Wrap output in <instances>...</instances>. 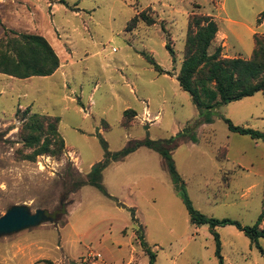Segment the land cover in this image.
I'll return each mask as SVG.
<instances>
[{
	"label": "rangeland",
	"instance_id": "1",
	"mask_svg": "<svg viewBox=\"0 0 264 264\" xmlns=\"http://www.w3.org/2000/svg\"><path fill=\"white\" fill-rule=\"evenodd\" d=\"M262 12L264 0H0V39L7 31L42 36L59 60L46 78L0 74V220L36 216L32 225L0 228V264H147L138 229L155 264H217L212 234L190 222L156 152L141 147L108 164L101 184L111 199L74 183L103 160L101 140L115 154L134 142L175 138L197 120L176 81L191 16L219 26L208 54L220 47L222 58L246 60L253 36L264 38ZM140 14L155 24H134ZM26 109L27 116L59 118V158L24 160L31 153L19 133ZM221 117L264 133V97L214 110L211 124L192 129L195 143L177 139L167 148L196 211L250 226L264 198V142L229 132ZM215 232L224 264H264V254L234 227ZM259 245L264 252V239Z\"/></svg>",
	"mask_w": 264,
	"mask_h": 264
},
{
	"label": "trees",
	"instance_id": "2",
	"mask_svg": "<svg viewBox=\"0 0 264 264\" xmlns=\"http://www.w3.org/2000/svg\"><path fill=\"white\" fill-rule=\"evenodd\" d=\"M64 4V2H62ZM264 17V12L260 18ZM143 20L147 26L154 25L152 19H147L141 14L133 19ZM258 19V21L260 20ZM163 30V29H162ZM217 34V25L209 16H191L188 20L184 41L183 59L176 77V81L183 92H186L197 112V120L186 126L183 133L164 142L145 140L128 144L122 151L110 154L104 141L101 140L105 151L103 160L92 166L86 176V181L74 183V189L85 185L95 188L104 197L111 199L101 184V173L112 161H123L129 154L138 148L145 147L159 154L165 161L168 174L177 187L179 196L189 216L190 222L196 226H207L214 240V257L217 264H224L221 256V245L217 227L231 226L242 233L250 245L263 255V249L259 240L264 239V228L260 224L264 220V198L262 208L254 224L242 226L239 222L231 219L207 218L196 211L184 189V184L175 171L170 158L169 144L177 139H189L195 143L192 129L201 124H211L213 111L229 103L238 102L245 98L261 93L264 97V38L253 36V50L249 59L221 57V48L217 47L213 54H208V49ZM172 63L175 62L174 52L168 44L165 45ZM143 59L152 68L163 73L160 66L151 55L142 53ZM59 68V60L49 43L39 35H30L7 31V36L0 39V74L15 79L25 80L34 77L46 78L52 76ZM29 114L24 111L25 118L19 129L24 148L31 150L24 160L34 162L39 156L59 158L64 152V140L58 133V117ZM227 129L231 133L249 137L252 141L264 142V133L252 129L234 126L228 119L221 117ZM226 149L224 150V153ZM224 156V155H223ZM132 221L134 213L130 210ZM137 239L139 246L148 258L147 264H155L156 255L144 240L141 229ZM46 264H52L46 262Z\"/></svg>",
	"mask_w": 264,
	"mask_h": 264
},
{
	"label": "water",
	"instance_id": "3",
	"mask_svg": "<svg viewBox=\"0 0 264 264\" xmlns=\"http://www.w3.org/2000/svg\"><path fill=\"white\" fill-rule=\"evenodd\" d=\"M15 217V216H14ZM13 215L9 214L6 218L0 220V228L3 227V230L20 228L24 225H32L35 222L36 216H32L27 220H22L19 218H14Z\"/></svg>",
	"mask_w": 264,
	"mask_h": 264
},
{
	"label": "crops",
	"instance_id": "4",
	"mask_svg": "<svg viewBox=\"0 0 264 264\" xmlns=\"http://www.w3.org/2000/svg\"><path fill=\"white\" fill-rule=\"evenodd\" d=\"M213 21L215 22V23H217L215 20H214V18H213ZM228 21H230V20H228ZM231 23H234V21H230ZM235 24V23H234ZM217 26H218V24H217ZM246 29H247V31H251V28H248V27H245ZM219 33V26H218V31H217V34ZM58 70V69H57ZM56 73V72H55ZM54 73V74H55ZM53 74V75H54Z\"/></svg>",
	"mask_w": 264,
	"mask_h": 264
}]
</instances>
